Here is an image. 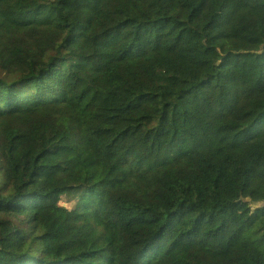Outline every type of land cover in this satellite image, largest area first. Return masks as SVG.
Listing matches in <instances>:
<instances>
[{"label":"trees","instance_id":"16d2710c","mask_svg":"<svg viewBox=\"0 0 264 264\" xmlns=\"http://www.w3.org/2000/svg\"><path fill=\"white\" fill-rule=\"evenodd\" d=\"M0 264H264V0H0Z\"/></svg>","mask_w":264,"mask_h":264},{"label":"rangeland","instance_id":"374dc122","mask_svg":"<svg viewBox=\"0 0 264 264\" xmlns=\"http://www.w3.org/2000/svg\"><path fill=\"white\" fill-rule=\"evenodd\" d=\"M61 204L68 210H72L74 206V198L72 196L61 195Z\"/></svg>","mask_w":264,"mask_h":264},{"label":"water","instance_id":"95a60500","mask_svg":"<svg viewBox=\"0 0 264 264\" xmlns=\"http://www.w3.org/2000/svg\"><path fill=\"white\" fill-rule=\"evenodd\" d=\"M244 202H249V199H247V200H244Z\"/></svg>","mask_w":264,"mask_h":264}]
</instances>
